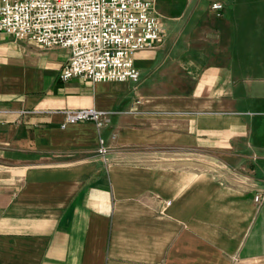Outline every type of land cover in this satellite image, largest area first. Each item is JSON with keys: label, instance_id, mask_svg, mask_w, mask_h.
Wrapping results in <instances>:
<instances>
[{"label": "crops", "instance_id": "0c3cea01", "mask_svg": "<svg viewBox=\"0 0 264 264\" xmlns=\"http://www.w3.org/2000/svg\"><path fill=\"white\" fill-rule=\"evenodd\" d=\"M155 2L135 86L0 33V264H264V8Z\"/></svg>", "mask_w": 264, "mask_h": 264}, {"label": "built area", "instance_id": "2783aa9c", "mask_svg": "<svg viewBox=\"0 0 264 264\" xmlns=\"http://www.w3.org/2000/svg\"><path fill=\"white\" fill-rule=\"evenodd\" d=\"M155 6V0H0V33L46 51H67L63 82L78 78L92 84L138 83L135 56L156 49L164 34ZM212 8L220 16L224 5L214 3ZM108 115L81 109L67 111L66 121L93 122L102 129ZM107 153V148L99 150L102 156ZM263 201L260 189L255 202Z\"/></svg>", "mask_w": 264, "mask_h": 264}, {"label": "rangeland", "instance_id": "374dc122", "mask_svg": "<svg viewBox=\"0 0 264 264\" xmlns=\"http://www.w3.org/2000/svg\"><path fill=\"white\" fill-rule=\"evenodd\" d=\"M242 5L244 6V8L246 7V9L248 11V15L245 18L249 19V15H250L249 13L251 11L254 12V13H257L262 8H264V0H242ZM212 7H213V5H212ZM155 8H156V6H155ZM217 15H218V13H217ZM241 15L244 16V13H242ZM222 16H223V13H221L220 17L219 16L218 17L221 18ZM239 16H240V13H239ZM256 21H258L259 29H260V26L262 27L263 24H264V15L262 14V16L257 17ZM263 32H264V30H263ZM261 46H262V44L260 46H256V45L255 46L254 45L253 46H248L247 47L248 49L246 51L251 52V53H257V54L261 53V52H264V46H262V47ZM153 50H155V49H153ZM138 56H139L138 54L135 56V60L139 59ZM263 75L264 74H257L256 78H262V77H264ZM102 83H108V82H102ZM95 84H97V83H95ZM133 85L135 86L136 83H133ZM259 176H260L259 177L260 179L263 178V177H261L262 176L261 174ZM260 186H262V185H260ZM263 203H264V201L262 202V204ZM258 205H261V204H258Z\"/></svg>", "mask_w": 264, "mask_h": 264}]
</instances>
